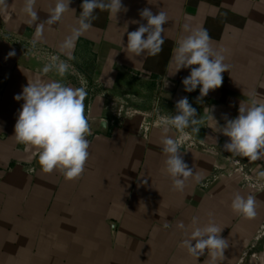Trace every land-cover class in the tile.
Wrapping results in <instances>:
<instances>
[{
    "label": "crops",
    "instance_id": "obj_1",
    "mask_svg": "<svg viewBox=\"0 0 264 264\" xmlns=\"http://www.w3.org/2000/svg\"><path fill=\"white\" fill-rule=\"evenodd\" d=\"M121 2L128 10L116 19L95 11L92 28L77 40L68 61L69 74L43 77L72 87L88 84L86 117L108 121L106 132L91 129L90 156L75 180L59 171L43 172L38 149L16 142L14 127L24 101L14 97L42 76L49 61L38 50L67 59L58 45L70 34L83 0H71L74 12L45 31L35 49L30 44L35 25L26 24L24 0H7L9 8L0 12V264H211L207 251L196 260L180 247L185 234L176 227L179 221L189 226L193 216L203 225L209 212L229 241L219 264H264V178L257 174L264 171V160L233 158L223 147L229 138L213 130L210 118L222 127L226 118L238 116L249 96L264 101V0ZM54 4L37 0L38 22L48 18ZM145 8L154 15L167 12L164 44L155 56H134L125 51L127 33L147 24L140 16ZM185 23L206 29L213 46L226 49L225 63L231 65L222 73L221 87L199 100V86L186 92L182 83L191 68L171 75L174 49L187 35ZM12 50L16 55L6 59ZM183 97L204 123L198 133L172 128L169 135L193 174L201 172L203 179H189L183 191H175L165 171L158 122L175 115ZM237 191L255 197L254 219L231 209Z\"/></svg>",
    "mask_w": 264,
    "mask_h": 264
},
{
    "label": "clouds",
    "instance_id": "obj_2",
    "mask_svg": "<svg viewBox=\"0 0 264 264\" xmlns=\"http://www.w3.org/2000/svg\"><path fill=\"white\" fill-rule=\"evenodd\" d=\"M70 3L71 0H55L54 6L49 8L48 18L38 22L37 0H24L22 12L27 17L26 24L30 27L35 25L34 36L30 41L33 49L44 41L45 31H50L52 25L62 22L66 12H74L69 8ZM8 8L7 0H0V12ZM81 8L70 34L58 45L59 52L67 59L52 55L41 69L42 76L29 81L23 87L22 93L14 97L17 101H24L14 127L16 142L38 149V161L43 172L59 171L67 180L79 179L83 175L90 156V142L87 137L92 134V124L85 115L84 105L87 92L83 87H72L61 80H46L43 77L55 72L64 78L73 70L68 61L74 59L73 51L77 40L92 28L97 9L107 11L114 19L121 11L128 10L121 0H83ZM140 16L147 24H140L137 30L127 33L125 51L134 56L144 53L155 56L162 50V33L165 32L162 25L169 21V16L164 10L154 15L148 8L143 9ZM183 31L187 35L179 39L174 49L172 61L175 72L171 75L182 68H191L190 75L182 83L186 92L195 91L199 86V100L207 96L210 90L221 87L222 73L229 72L231 65L225 63L226 49L215 48L206 29L185 23ZM15 55V50L9 51L6 59ZM163 84L167 86L166 78ZM205 111L211 113L207 107ZM210 118L215 121L213 130L229 138V142L223 147L233 158H247L249 162L264 160V101L257 99L255 95L249 96L247 101H241L238 116L233 119L226 118L222 127L218 126L211 114ZM104 123L106 126V121ZM158 123L161 128L162 151L166 156L165 171L172 180L173 190L183 191L189 179L201 182L202 173L193 174L192 168L180 154V144L169 135L172 128L181 132L191 128L193 133H198L204 121L197 116L196 109L187 97H183L176 104V114L161 117ZM233 163L238 164L239 161L233 160ZM257 174L264 178V171H258ZM231 209L245 219H254L257 216V202L253 195L245 197L240 192H235ZM208 216V222L203 225L197 216L192 217L187 227L183 221L177 222V229L185 234L180 247L196 260L207 251L211 264H219L225 259L224 252L229 247V241L221 236L223 228L215 223L213 213L209 212ZM163 227L168 228L169 224L165 222Z\"/></svg>",
    "mask_w": 264,
    "mask_h": 264
},
{
    "label": "water",
    "instance_id": "obj_3",
    "mask_svg": "<svg viewBox=\"0 0 264 264\" xmlns=\"http://www.w3.org/2000/svg\"><path fill=\"white\" fill-rule=\"evenodd\" d=\"M106 121V126L105 122ZM90 123L92 124V130L94 132H106L108 129V121L105 119H99V118H94L90 120Z\"/></svg>",
    "mask_w": 264,
    "mask_h": 264
},
{
    "label": "built area",
    "instance_id": "obj_4",
    "mask_svg": "<svg viewBox=\"0 0 264 264\" xmlns=\"http://www.w3.org/2000/svg\"><path fill=\"white\" fill-rule=\"evenodd\" d=\"M248 1H250V2H257L258 0H248ZM16 42H20L19 40H17ZM38 50V49H37ZM36 50V51H37ZM38 54H40V55H42V56H47L46 58L48 59V61H49V59H50V57L52 56V55H56V54H54L52 51H50V50H46V49H40V50H38ZM83 88L86 90V91H89L90 90V86L87 84V85H85V86H83Z\"/></svg>",
    "mask_w": 264,
    "mask_h": 264
}]
</instances>
